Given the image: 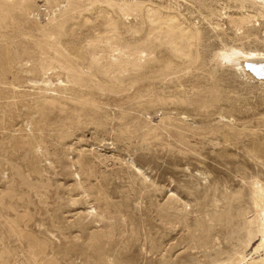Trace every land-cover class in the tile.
Returning a JSON list of instances; mask_svg holds the SVG:
<instances>
[{"label":"rangeland","instance_id":"obj_1","mask_svg":"<svg viewBox=\"0 0 264 264\" xmlns=\"http://www.w3.org/2000/svg\"><path fill=\"white\" fill-rule=\"evenodd\" d=\"M61 1L62 7L66 0ZM135 1L145 9L179 10L182 19L199 24L210 44L209 54L222 42L238 38L229 14L239 11L235 6L239 1ZM54 2L33 0L31 15L22 17L16 12L0 20V251L8 252L3 264L240 261L249 251L244 224L256 215L253 188L255 183L264 188V85L216 61L206 69H216L218 84L203 78L208 76L206 69L165 78L160 76L159 63L153 64L159 57L160 64L164 63V53L157 51L142 60L145 70L120 74L121 82L110 89L117 73L106 71L110 56L99 54V61L93 59L91 53L98 47L86 37L95 36L91 26L103 21L93 10L86 13L94 22L82 33H73L76 39L71 44H64L67 50L74 46L86 50V58H75L78 62L73 66L80 67L85 76L97 75L80 87L67 81L73 80L72 74L49 57L51 50L40 54L32 37L38 35L34 25L46 26L59 14ZM247 8L252 10L250 3ZM224 12L228 16L223 15L222 21L218 16ZM118 17L121 42L136 43L135 38L146 37L145 31H134L139 17ZM219 19L224 25L214 29ZM255 24L256 36H242V42L264 48V18ZM2 32L9 37L1 36ZM44 66L52 69L46 72ZM143 71H147L144 77ZM192 74L197 75L192 80L200 88L193 90L192 80L183 79ZM47 78L51 83L46 85ZM61 80L66 85L56 87ZM99 83L106 88L100 89ZM184 90L191 105L177 108L174 94ZM196 90L205 95L198 97ZM179 115H188L182 131L168 133L160 128L179 121ZM180 131L186 138L183 143L178 141ZM133 162L143 169L145 182L132 168ZM97 188L109 196L106 211L95 196ZM252 229L256 231L257 225ZM35 238L45 248L36 262L29 247Z\"/></svg>","mask_w":264,"mask_h":264},{"label":"bare ground","instance_id":"obj_2","mask_svg":"<svg viewBox=\"0 0 264 264\" xmlns=\"http://www.w3.org/2000/svg\"><path fill=\"white\" fill-rule=\"evenodd\" d=\"M32 1L33 0H0V20L6 21V19L8 18L7 17L8 14H10V15L13 13L16 14V12H17V14L19 13L20 15H22V17L27 16L28 13L31 12V10L33 9ZM54 1H55L54 3H56L55 6L57 7L56 11H58L59 14H55L53 16L51 22L46 26H38V25L35 26L34 25V28H35L34 32H37L38 35L35 36L33 34L32 37H34V41L36 44L35 46H37V49L40 50V52H41L40 54L44 55L47 50L48 51L51 50L52 53L50 54V52H49L50 56L48 55V53H47V55L49 57H53L56 61L60 62L62 67L66 68L72 74L71 77L73 78V80L67 79V81H72L74 84L76 83L80 87L85 86L88 83V81H90V80L94 81L95 78L97 77V75L95 73H93L91 75L85 76V72L80 69L79 63H78L79 68L73 66V64L78 62V61L76 62L75 58H82V57L84 58L86 56V52H85L86 50L83 51L82 47L74 46V44L77 45V43H75V42H74V44L72 43L74 48L72 50H67L64 48V44H65V42H70V44H71V42L75 41V39H76L73 36V33L79 34L81 32V30H83L84 28H87L89 26V23L94 22L93 18L91 19V17H89L90 15H88V13H86V12H91L93 10L98 11L99 15L102 16L103 21L101 22V24L99 23V24H95L94 26H91L96 31L95 36L87 35L86 37L88 39L91 38L90 41L94 42L95 46L98 47L95 51H93L91 53V56L93 59H97L99 54H107L110 56V59L107 60L106 71L108 72L109 69H112V70H110L111 72H117L116 74H114V78L110 80L112 82L110 89L114 88L113 85H116L117 81H119L121 79L120 74H123L126 71H130V70L136 71V70H141V69L146 68L145 67L146 64H144L142 62V60L145 57H149L150 55L156 53L157 51L160 53L161 52L164 53L165 59L163 60L161 58V61L163 60L164 63L160 64L161 63L160 57L159 58L156 57L157 60H154L153 64H155L157 66V64L159 63L158 67L160 69V76L162 75L165 78L172 73H179V72H186L187 73L191 69L192 70L193 69L205 70L206 68H208V63H212L213 61H216L218 66L232 68L233 71H235L236 73H240V74H244V75L246 74L250 79L256 80L259 83H261L262 85H264V71H263L264 70V48H260L258 46L254 47L251 45L246 46L242 42V39H243L242 36H244L248 39H251L252 37L256 36L257 32L259 31V29L257 28L255 23L257 21H260V18H264V0H231L233 2L239 1V3H238L239 5L235 4V6H237L239 11H237L235 13H234V11H232L233 14H229V22L232 25V27L235 29V31H236L235 34H236V36H238V38L233 39L232 42H229V41L222 42V45L220 47L218 46L217 48H215L216 50L214 49L215 51L212 54H209L210 53L209 52L210 46H208V45H210V44L207 45V41L205 38L206 36L203 35L205 33L202 30L203 27L202 28L199 27L198 26L199 24L197 25L196 22H193V24H191V23H188L187 20L182 19L181 18L182 13L179 10L177 12V10L176 11L173 9L171 10L170 7H166L167 9L169 8L171 10L170 12H168L169 10L167 12H162L161 10H158L156 8L153 9L154 7L153 8L150 7V8L145 9L142 2L135 1V0H132L134 2H132L131 0H66V4L62 7H61V4L63 1H61V0H54ZM195 1H197L199 3L202 2V0H195ZM247 3H250L252 10H247L248 9ZM149 4H151V3H149ZM107 6L111 7L112 10L110 11V9H108ZM162 7H164V6H162ZM226 8H228V6H226L225 9ZM111 12L114 13L115 15L111 14ZM131 14L140 18L139 21L137 22V26L135 24H133L134 25L133 26L134 31L135 32L145 31L146 37L145 38L144 37L135 38L136 43L134 41H131V42L127 41L125 39H124L125 42H121V38H120L121 33H119L121 21H120V18L118 17V15L122 16V18H123V17H126V16L131 15ZM210 14L214 15L215 13L211 11ZM225 14L227 15L228 13L227 12H224L223 14L220 13V16H218V17H220V19L223 21L224 20L223 15H225ZM12 16H14V15H12ZM206 16H205V19L208 20V18ZM81 17L83 18L82 20H77ZM220 19L218 21L214 22L216 25V26H213V27H215L214 29H216V28L221 29V27H223L224 24H221ZM73 20H76V21H74V24H70V22ZM213 20H214V17H213ZM131 21H132V19H131ZM208 22L210 24L212 23L211 21H208ZM214 23H212V24H214ZM28 24H30V23H28ZM72 25L73 26L76 25V27H73ZM2 26H4V25H2ZM4 28L6 29V28H8V26L7 27L4 26ZM34 28L32 27L31 29H34ZM21 30L22 29H20V31ZM27 33H31V32H27ZM20 34H23V33L21 32ZM110 34H112V35H110ZM2 35H3V37H6V36L9 37V34H7V33L2 32L1 36ZM29 36H30V34H29ZM75 36H77V35H75ZM141 36H142V34H141ZM10 38H12V37H10ZM2 40H4V39H2ZM239 41H241V42L239 43ZM105 42L107 43L106 47L104 45ZM101 43H103V46L101 45ZM251 43H253V42H251ZM65 45H67V44H65ZM70 47H72V45ZM101 56H104V55H101ZM157 56H159V55H157ZM99 58L100 57H98V59ZM150 58H153V57H150ZM98 59H97V61H99ZM147 62H149V61H147ZM155 65H153L152 68ZM76 66H77V64H76ZM147 67H150V66H147ZM43 69L46 70V72H48L52 68L44 66ZM205 71H207L209 77L205 75V76H203V78L204 79L207 78V80H211L212 82H214V84H218V82L220 80L218 77H216V69L209 68V69H206ZM158 72H159V70L157 71V73ZM146 74H147V71H143L142 74H140V75H142L144 77ZM195 74L194 75L192 74L191 76H187L189 79L188 78L186 79L184 77H183V79L188 80V82H189L192 80V78L193 79L196 78L197 75H195ZM48 78L46 80H44L46 85L48 82H50V79H48ZM33 79L34 80H32V81H36L35 78H33ZM179 81L182 84L187 83V82L183 81L181 78H179ZM0 82H1V80H0ZM102 82H100V83H102ZM120 82H121V80H120ZM64 83H66V80H61V82L59 84L56 83L57 84L56 87L57 86H61V87L65 86L66 84H64ZM103 84H105V83H103ZM116 86H118V85H116ZM197 86L200 88V86L196 82V80H192V89L194 90V88H197ZM98 87H101L100 89L106 88V87L103 88V85L98 86ZM47 89H51V88L47 87ZM203 89H201V90L203 91ZM201 90H196L195 95L197 94L198 97L205 95V94L200 93ZM198 91H199V93H198ZM208 92H209V90H208ZM202 93H204V92H202ZM206 93H207V91H206ZM186 96H187V93L185 92V90H184V92H176V94H174L173 101L175 102V104L178 105L177 108H186V107L191 105L190 101H188L186 99ZM205 98H206V96H205ZM212 98H215V96L212 95ZM205 106H207V105H205ZM221 116L224 117L222 114H221ZM187 117H188V115H181L179 118V121L173 120L170 122H166V124L160 128L166 130L168 133L170 131H173V130L175 131V129L182 131L184 128L183 127L184 126L183 119H185ZM181 131L179 132L180 135H179L178 141L183 143L186 138L184 137L183 132H181ZM11 153H14V152H11ZM79 161L81 162V160H79ZM82 162L80 163V165L82 164ZM131 164H132V162H131ZM133 167H134L135 172L137 174H139L140 177L142 178V180L145 182L147 176H146V174H144L143 169H141V167H139L134 162H133L132 168ZM82 169H83V167H82ZM86 169L87 168H85V171H87V172H90L92 170L91 169L90 171H88ZM136 173H134V174H136ZM91 175H92V173H91ZM91 175H90V177H91ZM140 177H138V178H140ZM98 186H101V185H98ZM95 191H96L95 196H96L97 200L100 199L102 201V206H103L102 209H105L104 211H106V209H108V206L110 204L109 200H108L109 196H106L107 193L105 194V191L102 188H97ZM106 192H108V190ZM10 202H11V200H10ZM253 202H254V207L256 210V215H255V217L250 218V220L248 222H245L246 224H244V227L248 228L249 245L246 248H248L249 251L244 256H241L240 261L235 262V263H229V264H264V188L259 183H255V186L253 188ZM94 208L97 209L96 207H94ZM2 211L3 210L0 207V212H2ZM16 224L18 226V222L17 223L11 222V225L13 227H15ZM253 224L257 225L256 231H254L252 229ZM32 236H34V235H32ZM26 238H28V236ZM2 239H3V237H2ZM0 240H1V238H0ZM32 240H34V239H32ZM35 241H36V238L34 241H31V243L29 245V247H31V248L33 247L32 248L33 249V251H32L33 257L32 256L31 257L34 258V259H32L30 257L29 259H32L33 261L36 259V257L39 256L40 251L44 248L43 247L44 245L43 246L38 245V240L36 241L37 244H35ZM3 242L1 244H3ZM41 243H43V242H41ZM39 244H40V242H39ZM43 244H45V243H43ZM2 247H3V245H2ZM3 248H6V247H3ZM34 248L40 249L39 252H38V250L35 251ZM43 251H45V250H43ZM0 252H2L1 257H0L2 259L1 262L2 261L5 262V260H8V259H6L7 254H8L7 250L3 249V251H0ZM6 252H7V254H6ZM33 261H31V262L33 263ZM27 262L28 261H25L22 264H29L30 263V262L29 263H27ZM35 262H36V260H35ZM2 264H3V262H2ZM16 264H20V263H16Z\"/></svg>","mask_w":264,"mask_h":264},{"label":"water","instance_id":"obj_3","mask_svg":"<svg viewBox=\"0 0 264 264\" xmlns=\"http://www.w3.org/2000/svg\"><path fill=\"white\" fill-rule=\"evenodd\" d=\"M262 69V68H261ZM264 71V70H263Z\"/></svg>","mask_w":264,"mask_h":264}]
</instances>
